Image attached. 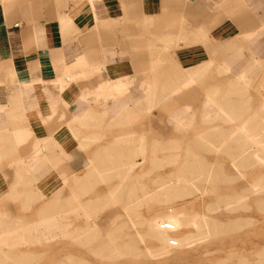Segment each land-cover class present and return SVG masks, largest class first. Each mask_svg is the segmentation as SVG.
<instances>
[{
  "label": "crops",
  "instance_id": "obj_1",
  "mask_svg": "<svg viewBox=\"0 0 264 264\" xmlns=\"http://www.w3.org/2000/svg\"><path fill=\"white\" fill-rule=\"evenodd\" d=\"M221 66L259 80L264 0H0V255L39 257L77 227L102 230L84 198L110 186L97 198L108 204L126 137L158 106L137 123L126 115L150 86L168 97L189 74L220 81Z\"/></svg>",
  "mask_w": 264,
  "mask_h": 264
},
{
  "label": "rangeland",
  "instance_id": "obj_2",
  "mask_svg": "<svg viewBox=\"0 0 264 264\" xmlns=\"http://www.w3.org/2000/svg\"><path fill=\"white\" fill-rule=\"evenodd\" d=\"M234 69L221 66L218 82L189 74L168 87V97L150 86L148 105L126 120L157 112L142 120L138 137L130 128L126 143H134L118 164L119 186L107 205L97 198L112 187L86 194L83 202L97 208L92 216L76 210L102 230L77 227L38 245L39 257H24L23 248L0 255V264H264V69L252 68L259 79L252 82ZM197 85L190 96H170ZM203 102L215 112H197ZM182 107L196 112H169Z\"/></svg>",
  "mask_w": 264,
  "mask_h": 264
},
{
  "label": "bare ground",
  "instance_id": "obj_3",
  "mask_svg": "<svg viewBox=\"0 0 264 264\" xmlns=\"http://www.w3.org/2000/svg\"><path fill=\"white\" fill-rule=\"evenodd\" d=\"M116 86V85H115ZM149 89V88H148ZM147 91V93H146V96H145V99H143L142 101H140L141 102V105H140V108H143L144 107V105L145 104H147L148 105V103H149V101L151 100V94L149 93V90H146ZM145 91V92H146ZM156 102V101H155ZM136 104V103H135ZM136 106V105H135ZM140 108H138V109H140ZM182 114H177L176 115V117L175 118H181L180 116H181ZM183 120V119H182ZM261 184V183H260ZM257 185H259V184H257ZM261 186V185H260Z\"/></svg>",
  "mask_w": 264,
  "mask_h": 264
},
{
  "label": "built area",
  "instance_id": "obj_4",
  "mask_svg": "<svg viewBox=\"0 0 264 264\" xmlns=\"http://www.w3.org/2000/svg\"><path fill=\"white\" fill-rule=\"evenodd\" d=\"M163 228L166 229V230H170V229H172L171 225H169V224H165ZM170 244H171V245H176V241L171 240V241H170Z\"/></svg>",
  "mask_w": 264,
  "mask_h": 264
}]
</instances>
